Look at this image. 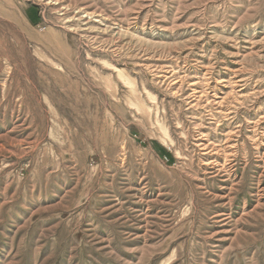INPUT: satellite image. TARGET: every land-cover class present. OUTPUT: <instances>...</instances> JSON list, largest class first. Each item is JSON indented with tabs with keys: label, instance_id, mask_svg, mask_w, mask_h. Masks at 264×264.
Segmentation results:
<instances>
[{
	"label": "rangeland",
	"instance_id": "374dc122",
	"mask_svg": "<svg viewBox=\"0 0 264 264\" xmlns=\"http://www.w3.org/2000/svg\"><path fill=\"white\" fill-rule=\"evenodd\" d=\"M0 264H264V0H0Z\"/></svg>",
	"mask_w": 264,
	"mask_h": 264
}]
</instances>
